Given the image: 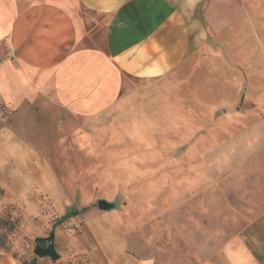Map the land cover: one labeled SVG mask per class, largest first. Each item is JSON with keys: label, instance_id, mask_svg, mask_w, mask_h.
<instances>
[{"label": "rangeland", "instance_id": "374dc122", "mask_svg": "<svg viewBox=\"0 0 264 264\" xmlns=\"http://www.w3.org/2000/svg\"><path fill=\"white\" fill-rule=\"evenodd\" d=\"M198 14L204 44L99 114L0 100V264H109L105 244L118 264H264V0ZM50 233L55 261L33 254Z\"/></svg>", "mask_w": 264, "mask_h": 264}, {"label": "crops", "instance_id": "0c3cea01", "mask_svg": "<svg viewBox=\"0 0 264 264\" xmlns=\"http://www.w3.org/2000/svg\"><path fill=\"white\" fill-rule=\"evenodd\" d=\"M202 1L0 0V100L17 109L40 98L76 119L99 114L123 100L131 79L160 80L204 44ZM103 248L118 264L114 247ZM225 264L262 263L235 250Z\"/></svg>", "mask_w": 264, "mask_h": 264}, {"label": "water", "instance_id": "95a60500", "mask_svg": "<svg viewBox=\"0 0 264 264\" xmlns=\"http://www.w3.org/2000/svg\"><path fill=\"white\" fill-rule=\"evenodd\" d=\"M98 208L100 210L108 211L111 209L109 203L105 201H99ZM34 250L33 254L37 258H50L55 261L59 258V255L55 249L54 234L50 233L47 237H36L34 239Z\"/></svg>", "mask_w": 264, "mask_h": 264}, {"label": "trees", "instance_id": "16d2710c", "mask_svg": "<svg viewBox=\"0 0 264 264\" xmlns=\"http://www.w3.org/2000/svg\"><path fill=\"white\" fill-rule=\"evenodd\" d=\"M78 213L76 212V211H73V212H71V213H69V214H67V215H64L63 217H62V219H60V220H58L57 222H56V224H60L64 219H66V218H68V217H73V216H76Z\"/></svg>", "mask_w": 264, "mask_h": 264}]
</instances>
